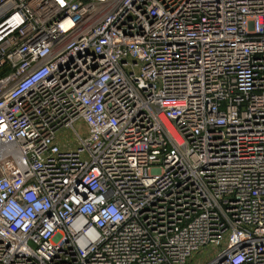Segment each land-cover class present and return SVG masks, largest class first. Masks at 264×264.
Segmentation results:
<instances>
[{
  "label": "built area",
  "instance_id": "built-area-1",
  "mask_svg": "<svg viewBox=\"0 0 264 264\" xmlns=\"http://www.w3.org/2000/svg\"><path fill=\"white\" fill-rule=\"evenodd\" d=\"M0 264H264V0H0Z\"/></svg>",
  "mask_w": 264,
  "mask_h": 264
},
{
  "label": "rangeland",
  "instance_id": "rangeland-1",
  "mask_svg": "<svg viewBox=\"0 0 264 264\" xmlns=\"http://www.w3.org/2000/svg\"><path fill=\"white\" fill-rule=\"evenodd\" d=\"M64 135H65V140H70L71 139V135L69 134V133H64ZM209 249H207V251H208ZM193 260H201L199 257H198V255H193ZM207 260V258L206 257H203V259H202V262L203 261H206Z\"/></svg>",
  "mask_w": 264,
  "mask_h": 264
}]
</instances>
